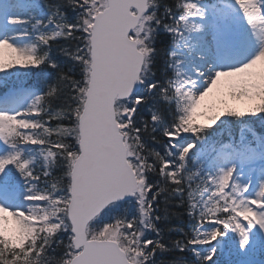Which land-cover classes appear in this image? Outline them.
Listing matches in <instances>:
<instances>
[{"label":"snow or ice","instance_id":"snow-or-ice-1","mask_svg":"<svg viewBox=\"0 0 264 264\" xmlns=\"http://www.w3.org/2000/svg\"><path fill=\"white\" fill-rule=\"evenodd\" d=\"M0 89V264H264V0H0Z\"/></svg>","mask_w":264,"mask_h":264},{"label":"rangeland","instance_id":"rangeland-1","mask_svg":"<svg viewBox=\"0 0 264 264\" xmlns=\"http://www.w3.org/2000/svg\"><path fill=\"white\" fill-rule=\"evenodd\" d=\"M227 99V107H232V108H236L238 110H243V105L241 102L239 101H235V100H232L231 98H228V97H214L212 98V102L217 106V108H224L225 107V104H224V100ZM202 123H207V118L206 117H202L201 118V121ZM255 259L257 261H261L259 260V258H256Z\"/></svg>","mask_w":264,"mask_h":264},{"label":"trees","instance_id":"trees-1","mask_svg":"<svg viewBox=\"0 0 264 264\" xmlns=\"http://www.w3.org/2000/svg\"><path fill=\"white\" fill-rule=\"evenodd\" d=\"M217 257H218V255L216 257H213V259L215 260V259H217Z\"/></svg>","mask_w":264,"mask_h":264}]
</instances>
